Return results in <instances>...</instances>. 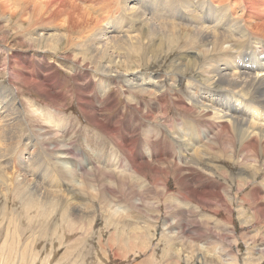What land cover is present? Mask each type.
I'll list each match as a JSON object with an SVG mask.
<instances>
[{
	"label": "clouds",
	"instance_id": "obj_1",
	"mask_svg": "<svg viewBox=\"0 0 264 264\" xmlns=\"http://www.w3.org/2000/svg\"><path fill=\"white\" fill-rule=\"evenodd\" d=\"M43 4L47 12L37 26L39 35L64 31L68 37L55 50L46 39L34 48L23 38L8 45L11 53L4 50L0 168H18L43 179L59 161L70 170L83 164L81 172L113 163L147 166V162L179 156L186 141L195 145L213 133L218 125L199 112L201 102L226 113L252 103L246 99L238 105L227 96L208 98L206 89L227 91L202 86L182 74L191 66L186 46L173 50L152 37L149 25L155 22L169 29L173 24L192 25L180 15L186 11L184 0L135 3L149 18L136 25L123 14L119 0H94L97 15L107 18L100 25L83 16L79 0H44ZM219 4L249 38L258 29L264 31V22L252 27L245 20L243 0H219ZM112 38L128 42L126 47L136 51L103 57L102 50ZM105 194L111 195L107 189Z\"/></svg>",
	"mask_w": 264,
	"mask_h": 264
},
{
	"label": "bare ground",
	"instance_id": "obj_2",
	"mask_svg": "<svg viewBox=\"0 0 264 264\" xmlns=\"http://www.w3.org/2000/svg\"><path fill=\"white\" fill-rule=\"evenodd\" d=\"M37 1L39 2V0ZM37 1L31 3L29 0H0V5L8 9L10 18L26 17L28 14V7L29 10H32L34 18H31L33 21L27 18V21L28 25L33 27L36 26L37 21H40L47 12V8L43 4L44 0H40V4ZM81 1L83 0H79V9L86 19H94L98 25L102 24L107 19L106 17L102 18L97 15V9L92 3L93 6L90 4L86 6L80 3ZM184 1L183 8L186 9V11H181L180 15L185 22L192 25L173 24L172 28L169 29L165 23L155 22L154 25H149L152 37L157 40L165 41L168 47L173 50L178 46H186L185 50L190 53L189 60L191 61V66L187 67L186 71L182 74L190 72L189 76L200 81V85L227 91L220 92L206 89L205 91L208 92V98L221 100L223 97L227 96L229 100H236L238 105H242L246 99L251 100L252 103L246 104L243 108L237 107L235 113H226L225 110L219 107L212 106L207 102H201L198 106L199 112L218 125L206 140L195 145H192L190 141H186L184 149L179 150V156L176 158L178 162L175 160L174 156H168L167 158L147 162V166L141 165L139 168H130L118 163H113L111 166L105 165L102 168H93L92 172L95 171L100 176H98L99 178L96 177L98 180H96V184L99 185V187L97 185L98 191H96L97 189L95 187L96 185L93 184L94 182L85 183V176L79 174L81 168L84 167L83 164L71 170L63 167L66 170L69 182L72 184L60 181L57 178L58 176L55 178V175L58 174H54L49 168L44 174L43 180H47V187L50 189L37 183V178L40 177H37L35 173H30L29 171L20 170L18 168L14 170L12 167H8L9 170L7 168H0V200H4L7 194L14 190L21 189V193L25 192L31 198V202L37 203L43 208L48 206L54 208L58 206L63 207V211L68 214L71 213L74 219L83 220L89 214L95 213L96 211L93 206L86 205L87 203L84 204V202H82V192L85 191L86 194V190L88 189L89 194L92 195L91 198L98 201L99 210L102 211L101 213L104 214L103 216H109V218H111V220L107 221V224L108 226L112 225L114 234L119 232L121 237L122 232H127L126 235L128 236L126 239L130 243V239L135 241L139 239V235L146 236L147 230L153 227L142 221L140 222H142L143 225H140L138 219L132 216L136 210H139V206L141 205H148L149 208L156 207L154 205L155 202L146 199L147 192L155 188L157 195L160 197H163L164 194L170 196V194L167 193L168 187L166 180H164V183L155 180L151 184H141V186L138 184V186H140L138 189L136 188L138 186L135 187V183H132L134 181V176L136 179L135 182L139 183L137 179H139V177L146 178L148 174H153L152 176H155L156 179H159V176L167 177L170 173L175 175L178 191L175 196H172L173 198L175 197L174 202L172 201L170 205L166 204L167 206L164 204V206L173 211L176 217L178 212L179 224L176 225L174 223L175 225L172 226V223H169L168 220L165 222L168 224L167 226H172L171 228L178 227L183 233V216H185V212L192 211L191 208L185 211L189 199H193L199 202V204L207 203L205 197L210 193H214L213 195L217 196L219 199V191H217L219 184L211 181L212 178L209 179V176H205V179H208L207 181L202 180L201 175L203 174L196 167L202 169L203 164L210 166L209 160H213L214 158L220 159L221 157L232 163L245 165V167L248 165L249 167H247L251 169L253 174L252 177L264 170V160L260 161L258 157L252 159L254 163H249L248 158L244 154L242 155L240 153L237 155L235 152V147H239L238 151L240 152L250 150H256L258 152L259 150L264 154V60L259 58L261 54H264V38L260 39V41H256L255 37L249 38L247 30L241 31L240 28L242 26H238L234 21L230 22L229 10L221 6L219 0ZM141 2L142 0H119L121 11L133 25L140 22L147 23L149 20L142 8L135 4ZM232 2L235 3V0H232ZM29 6H31L32 9H30ZM243 6L245 7L243 12L245 20L248 21L252 27H257L258 24L264 22V0H243ZM63 23L65 25L68 23L67 17L64 18ZM257 33L264 35V31H260L259 29ZM67 37L68 33L64 31L60 33L52 32L51 35L45 33L43 36L39 35L38 31H36V33H30L28 35L29 40L27 42L36 48L40 45L41 41L46 39L49 42V47L55 50V48L60 46L61 42ZM127 43L128 42L122 41L119 38H112L102 50L103 57H113L114 54L125 56L136 51L134 48L126 47ZM87 46L90 47V45ZM11 51L12 49L9 48L8 52L11 53ZM248 64H250V67ZM152 115L155 116L156 113H152ZM160 115L161 118H163V111H161ZM221 150H225L224 152L227 153L224 154ZM71 154L73 156L78 155L75 152ZM61 166H63V164ZM92 172L87 173V170H84L82 173L91 176ZM243 174V171H239L238 177L244 178ZM79 175L82 180V185H79L80 190L78 189L79 187L77 188L76 186L77 183L73 184L75 177H79ZM112 175H116L115 179L111 177ZM252 181H254V179H252ZM193 182L195 186L192 185ZM101 184L104 185L103 189L101 188ZM61 188H63L64 191ZM123 188L127 190V193L129 191L128 195L124 194V190H122L123 192L121 191ZM105 189H107L111 195H106ZM137 189L138 193L136 192ZM143 190L145 192H143ZM117 192L121 198H119V195H116ZM216 192L218 195L215 194ZM116 198H119V201L115 200ZM110 203H123L127 206L125 212L130 210L129 212L131 214L127 213V216H116V218L114 211L111 213L108 210H111L112 207H110ZM258 209L264 211V206ZM241 211L242 209H238V212ZM153 219L156 221L158 217H152V220ZM112 220L116 222H112ZM244 223L251 224L253 221L246 220ZM68 225H70V223ZM162 236L164 241H167V245L170 246L167 256H169L172 251L177 252V249L172 246L173 237H175L173 233L170 234L168 232L166 235ZM248 259L251 258L246 257V260ZM251 261L255 262L256 260L252 258ZM215 262L219 263L217 260ZM223 264L233 263H228L226 261Z\"/></svg>",
	"mask_w": 264,
	"mask_h": 264
},
{
	"label": "rangeland",
	"instance_id": "obj_3",
	"mask_svg": "<svg viewBox=\"0 0 264 264\" xmlns=\"http://www.w3.org/2000/svg\"><path fill=\"white\" fill-rule=\"evenodd\" d=\"M35 1L37 0H29L31 3ZM38 3H41L40 0ZM80 3L86 6L87 4L94 5V0H83ZM0 7V61H3L5 59L4 50H9L8 45L16 44L22 38L23 42L28 43V35L36 33L40 21H37L36 26H33L36 28L34 29L28 25L27 18L30 20L34 18L32 10H29L28 7L26 17L13 18H10L8 9L2 5ZM29 7L32 9L31 6ZM54 32L60 33L61 31ZM254 37L256 41H260L264 35L256 33ZM40 46L41 44L36 48ZM259 58L264 60V54H261ZM248 66L250 67V64ZM189 73L186 72L184 75L189 76ZM198 82L200 84V81ZM235 148L237 155L244 154L249 163H254L252 159L258 157L260 161L264 160V154L259 150L258 152L256 150L244 151V153L238 151L239 147ZM221 151L224 154L227 153L224 152L225 150ZM176 158L177 156L175 157L177 161ZM209 163L210 166L203 164L202 169L196 168L202 172V180L207 181L205 176H209V179L212 178L211 181L219 184L217 190L219 191V199L213 195L214 193L206 195L205 199L208 204H199V202L189 199L188 205L190 207L187 205L185 211H188L189 208L194 211L185 212L182 221L183 233L178 227L171 228L173 225L179 224V216L178 212L176 217L174 212L166 207V204L170 205L172 201L174 202L175 197L172 196H175L178 191L175 175L170 173L167 177L159 176V179H156L155 176H152L153 174H148L146 178L139 177L137 179L139 183L135 182L134 176L132 183H135V187L138 184L140 186L141 184H151L155 180L164 183L166 180L167 193L170 196L164 194L163 197H160L155 188H152L150 193L147 192L146 199L155 202L156 207L149 208L148 205H141L132 216L138 219L140 225L145 222L153 227L147 230L146 236L139 235V239L135 241L130 239V243L126 239L127 232H122L121 237L119 232L114 234L112 225L108 226L107 224L111 218L103 216L104 214L99 210L98 201L91 198L92 195L89 194L88 189L86 194L85 191L82 192V202L93 206L96 210L95 213L93 212L85 218L88 221L74 219L71 213H65L63 207L60 206L43 208L39 204L31 202V198L25 192L21 193V189L14 190L7 194L4 200H0V264H223L226 261L233 264H264V211L258 209L264 206V170L252 177L253 174L248 165L245 167V165L232 163L221 157L220 159H211ZM62 164L63 161H59L49 168L54 174H58L55 175V178L58 176L60 181L69 184L66 170L61 166ZM7 169L9 170L8 167ZM92 171L93 168L87 169V173ZM239 171L244 172V178L238 177ZM92 173L91 176L83 174L81 171L79 174L85 176V183L94 182L96 191H98L99 185L96 183L100 176L95 171ZM80 175L79 177L76 176L75 181H73V184L77 183V188L82 185ZM115 176L112 175L111 177L115 179ZM37 179V183L47 187V180ZM41 181L45 182L42 183ZM192 185L195 186V183L193 182ZM140 186L136 188L139 189ZM47 189L50 188L47 187ZM61 189L63 190V188ZM78 189L80 190V187ZM122 190H124V194L128 195L129 191L127 193L124 188ZM143 192L145 191L143 190ZM215 194L218 195L217 192ZM116 195L119 193L117 192ZM119 198L115 200L119 201ZM112 204L110 203L111 210H108L111 213L114 211L115 217L127 216V213H130V210L125 212L127 206L123 203ZM238 209H242V211L238 212ZM152 217H158V219L155 221L152 220ZM166 220L172 223L171 227L167 226ZM246 220H251L253 223H244ZM112 222L116 221L112 220ZM168 232L175 236L172 246L177 249V252L172 251L169 256L167 255L170 246L162 238V235H166ZM246 257L251 259L246 260ZM252 258L256 261H251ZM216 260L219 263H216Z\"/></svg>",
	"mask_w": 264,
	"mask_h": 264
}]
</instances>
